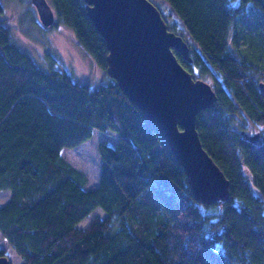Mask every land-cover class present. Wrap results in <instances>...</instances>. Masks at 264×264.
Returning a JSON list of instances; mask_svg holds the SVG:
<instances>
[{
    "label": "trees",
    "instance_id": "trees-1",
    "mask_svg": "<svg viewBox=\"0 0 264 264\" xmlns=\"http://www.w3.org/2000/svg\"><path fill=\"white\" fill-rule=\"evenodd\" d=\"M51 1L106 80H77L53 55L44 68L0 17V191H11L0 232L9 246L24 264H264V66L246 56L250 45L264 50V0H151L191 46L193 62L176 52L179 61L218 95L197 116L203 146L230 181V197L210 205L195 199L167 141L108 74L85 0ZM241 117L261 127L260 144L242 133ZM96 130L118 140L99 143L100 178L87 187L62 151ZM99 207L106 216L78 226Z\"/></svg>",
    "mask_w": 264,
    "mask_h": 264
},
{
    "label": "water",
    "instance_id": "water-1",
    "mask_svg": "<svg viewBox=\"0 0 264 264\" xmlns=\"http://www.w3.org/2000/svg\"><path fill=\"white\" fill-rule=\"evenodd\" d=\"M44 27L56 23L48 0H32ZM89 17L104 37L108 74L169 144L188 177L195 199L206 205L230 197V181L203 146L198 114L216 105L208 81L196 79L176 52L191 63V46L169 29L151 0H85ZM264 90V83L261 84ZM181 126V127H180ZM245 137L259 144L261 133ZM0 264H11L8 255Z\"/></svg>",
    "mask_w": 264,
    "mask_h": 264
},
{
    "label": "rangeland",
    "instance_id": "rangeland-1",
    "mask_svg": "<svg viewBox=\"0 0 264 264\" xmlns=\"http://www.w3.org/2000/svg\"><path fill=\"white\" fill-rule=\"evenodd\" d=\"M0 2L3 5V13H0V17L5 19L11 30L13 40L36 58L41 65L43 64L44 68H47L49 62L48 55H53L59 62L55 64V68L67 69L73 73L77 80L92 84H100L106 80L105 72L80 45L74 30L70 26L58 22V19H56V22H58L56 26L44 27L32 0H0ZM49 2L53 5L51 0ZM162 7V15L167 24L172 28H176V31H181L180 23L169 14V10L164 5ZM254 48H256L254 45H250L246 56L256 64L264 66V50L256 48V55H253L252 49ZM239 121H244L247 133L250 135L261 132V127H257L244 117L239 118ZM240 122H238L239 126L237 128L240 127ZM103 140L115 144L118 136L112 132L104 133L96 130L94 136L80 145L79 148H68L67 151L70 152L65 153L66 158L86 174L88 178L87 187L98 184L101 173V158L98 146ZM5 199H7L6 195L0 193L1 206L5 205ZM96 216H106V212L99 207L82 220L78 226L87 227ZM0 248L6 250L12 264H24L23 259L9 246L7 239L1 235V232Z\"/></svg>",
    "mask_w": 264,
    "mask_h": 264
},
{
    "label": "crops",
    "instance_id": "crops-1",
    "mask_svg": "<svg viewBox=\"0 0 264 264\" xmlns=\"http://www.w3.org/2000/svg\"><path fill=\"white\" fill-rule=\"evenodd\" d=\"M77 148H79V146L78 147H76V148H73V149H77ZM67 150H69L68 148L67 149H64L63 151H62V156L74 167V168H76L78 171H80V172H82L81 170H79L69 159H67L66 158V156H65V153L66 152H70V151H67ZM0 193H3V194H5L6 195V198L7 199H5V204H7L10 200H11V191H9V190H3V191H0Z\"/></svg>",
    "mask_w": 264,
    "mask_h": 264
},
{
    "label": "bare ground",
    "instance_id": "bare-ground-1",
    "mask_svg": "<svg viewBox=\"0 0 264 264\" xmlns=\"http://www.w3.org/2000/svg\"><path fill=\"white\" fill-rule=\"evenodd\" d=\"M261 141H262V140H261ZM260 143H261V142H260ZM260 143H259V144H260ZM257 145H258V144H257Z\"/></svg>",
    "mask_w": 264,
    "mask_h": 264
}]
</instances>
